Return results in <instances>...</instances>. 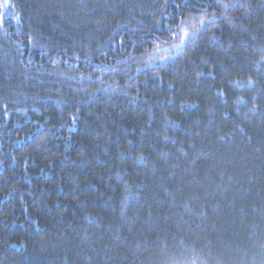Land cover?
<instances>
[{
	"label": "trees",
	"instance_id": "1",
	"mask_svg": "<svg viewBox=\"0 0 264 264\" xmlns=\"http://www.w3.org/2000/svg\"><path fill=\"white\" fill-rule=\"evenodd\" d=\"M10 3L0 264H264V0Z\"/></svg>",
	"mask_w": 264,
	"mask_h": 264
},
{
	"label": "snow or ice",
	"instance_id": "2",
	"mask_svg": "<svg viewBox=\"0 0 264 264\" xmlns=\"http://www.w3.org/2000/svg\"><path fill=\"white\" fill-rule=\"evenodd\" d=\"M8 7H14V5H11L10 0H3L2 3H0V8H8ZM224 7H228V5H224ZM3 16V12H0V17ZM205 19H212V18H202L200 19L199 23L200 25H203L205 23ZM184 21H181V23H178L176 25L177 32L174 36V38L179 39L180 44L176 45L177 47H180L181 45L186 44L187 42H190L189 38L196 35V32L199 31V29L194 30H187L182 29V25L184 24ZM264 59V57H262ZM251 82V81H250Z\"/></svg>",
	"mask_w": 264,
	"mask_h": 264
}]
</instances>
